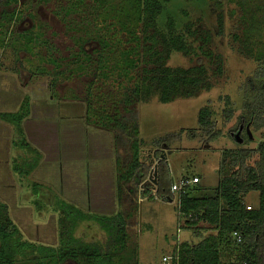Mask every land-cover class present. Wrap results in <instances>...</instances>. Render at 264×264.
<instances>
[{"label":"rangeland","instance_id":"rangeland-1","mask_svg":"<svg viewBox=\"0 0 264 264\" xmlns=\"http://www.w3.org/2000/svg\"><path fill=\"white\" fill-rule=\"evenodd\" d=\"M169 16L194 49L190 55L174 51L169 65H206V81L212 87L169 103L160 102L157 96L137 102L143 46L138 0H5L0 5V112L17 111L23 101L30 102L31 114L23 125L30 143L42 153L30 175L17 173L18 165L33 154L13 146V127L0 120V223L7 216L6 203L27 239L57 244L54 196L58 195L95 215L124 208L130 214L129 249L137 250L140 264H162V257L170 256L175 243L190 238L191 230L180 223L178 194L173 202L156 198L141 202L138 197L136 216L134 181L121 178L117 184V188L121 185L120 207L115 176L117 169L118 176L128 170L131 146L121 136L123 141L114 148L111 131L89 125L85 103L93 121L125 118L136 108L138 136L143 140L140 158L149 170L157 164V149L159 154L172 150L169 164L179 170L174 177L200 175L196 186L201 193L213 195L223 152L239 145L235 135L243 87L264 65V0H172L158 18L161 28L166 29ZM187 24L197 35L189 33ZM204 31L211 35L209 44L201 38L207 34ZM201 47L222 55V74ZM208 103L214 112V128L223 136L215 141L206 136L188 137L190 129L198 128L199 110ZM227 107L234 109L229 122L224 119ZM250 132L252 138L245 146L255 148L264 141V129L254 131L251 126ZM172 135L176 140L167 152L160 146L156 149L158 139ZM34 182L43 186L41 192L33 193ZM255 195L251 192L246 197L253 208L258 205ZM75 234L102 245L109 238V230L93 221L78 223ZM15 260L16 264H37L32 253L17 255ZM47 264L59 263L52 259Z\"/></svg>","mask_w":264,"mask_h":264},{"label":"trees","instance_id":"trees-1","mask_svg":"<svg viewBox=\"0 0 264 264\" xmlns=\"http://www.w3.org/2000/svg\"><path fill=\"white\" fill-rule=\"evenodd\" d=\"M5 0H0V5ZM139 1V29L141 75L139 79V94L137 102H148L157 96L162 103L173 102L179 98L197 96L202 90L212 86L208 83V68L199 63L191 67H172L169 65L171 54L179 51L185 55L194 52L193 46L188 43L186 35L176 31V21L169 16L165 28H161L158 18L172 0H138ZM219 29L223 30L222 15L218 17ZM189 33L197 35V31L187 24ZM201 36L204 43L209 44L211 35L204 31ZM142 41V42H141ZM202 53L217 63L216 72L222 74V55L201 47ZM264 64V60H263ZM86 102L85 100H83ZM23 101L17 111L0 112V120L12 125L14 130L13 146L21 150H28L32 157L25 158L23 165H18L21 176L30 175L42 158V153L28 140L24 128V121L31 114V103ZM230 98L227 97V104ZM85 119L90 125L107 129L114 134L115 148L126 137L133 153L132 162L120 179L133 180L135 188L134 214L137 216L139 185L146 179L149 166L140 158L142 143L138 136L139 115L135 113L112 121H93L87 111ZM213 110L210 103L199 110L198 128L190 129L188 137L196 139L206 136L209 141H215L223 136L220 129L214 128ZM108 116V115H105ZM234 117V109L224 110V119L229 122ZM240 125L251 124L254 131L264 129V65L249 76L243 87L242 113L239 116ZM239 125V128H240ZM238 128V129H239ZM244 143L238 147L228 148L223 152V159L219 163L220 180L213 195L201 193L198 183L186 188L179 196L178 210L181 226L202 238L193 243L183 241L172 251V264H264V141L257 147H246L251 140L248 133L244 136ZM176 140V135L163 137L155 143L156 149L168 147ZM255 157L254 163H249ZM157 186L156 195L159 199L169 202L174 200L171 192L173 182L170 166L156 151ZM19 164V163H18ZM153 168V167H152ZM150 168V170L152 169ZM185 177H190L185 175ZM194 177V176H193ZM200 178V177H199ZM43 186L34 182L33 193L41 192ZM146 193L151 192V186L146 185ZM121 188V185L119 186ZM46 190V188L44 189ZM49 190V189H47ZM251 192L258 193V205L248 209L246 197ZM153 196V195H151ZM150 196V197H151ZM56 212L58 213V242L44 244L27 239L23 231L11 216L9 206L3 203L7 216L0 223V264H16L15 256L32 253L37 264H47L55 259L59 264L70 260L75 264H140L137 250L129 249L130 232L128 220L130 214L121 210L113 215H95L77 205L54 196ZM139 200V199H138ZM39 202L40 198H39ZM128 215V216H127ZM93 221L109 230L106 245L97 240H85L77 237L76 226L81 222ZM212 230L213 233L204 236L202 230ZM129 232V233H128ZM234 232L242 236L238 242ZM235 260L232 261L231 257ZM229 257V258H228Z\"/></svg>","mask_w":264,"mask_h":264},{"label":"crops","instance_id":"crops-1","mask_svg":"<svg viewBox=\"0 0 264 264\" xmlns=\"http://www.w3.org/2000/svg\"><path fill=\"white\" fill-rule=\"evenodd\" d=\"M90 125V124H89ZM92 126H94V125H92ZM139 126H140V118H139ZM99 128V127H98ZM140 128V127H139ZM100 129H103V128H100ZM104 130H107V129H104ZM110 131V130H109ZM112 132V131H111ZM113 133V132H112ZM192 146H190V148H191ZM115 148V147H114ZM189 148V147H188ZM179 150H181V152L183 151L181 148H179ZM171 153H169V154H167V156H166V161H167V163L169 164V155H170ZM162 158H164V157H162ZM169 166H170V172H171V177H172V180L173 181H175L176 179H178V178H176V177H174L175 175H177V177H178V175H179V170H177V168L175 169V168H173L170 164H169ZM154 167H157V165H154L153 166V168ZM117 169V168H116ZM152 170V169H151ZM151 170H149V172H148V175H149V173H150V171ZM155 175V174H154ZM185 174H181L180 175V177H182V176H184ZM115 176V175H114ZM196 176H198V175H196ZM179 177V178H180ZM199 177H200V175H199ZM200 181V180H199ZM115 182H116V185H115V190H116V192H115V194H116V201H118L119 203H120V201H119V195H120V188L118 187L117 188V184H118V169H117V172H116V176H115ZM154 182H155V184H156V186H157V175L155 176V180H154ZM140 188V187H139ZM118 189V190H117ZM139 194H138V197L139 198H141V202H145V201H147V200H149L150 198H156V199H159L158 197H157V195H156V191L154 190V191H152V189H151V192H149V193H146V190L145 191H140L139 190V192H138ZM254 193H256V195L255 196H257V199H258V193L257 192H254ZM151 195H153V196H151ZM151 196V197H150ZM159 200H161V199H159ZM140 201H138V203L140 202ZM170 202V201H169ZM171 202H173V201H171ZM72 203V202H71ZM117 203V202H116ZM74 204V203H73ZM75 205H77L79 208H81V209H83L82 208V206L80 207L77 203L75 204ZM116 206L117 207H119V205L118 204H116ZM120 207H123L122 205H121V203H120ZM84 210V209H83ZM119 210H121L120 208H118V210L117 211H119ZM124 210V208L122 209V211ZM117 211L116 212H114L113 214H115V213H117ZM87 212H90V211H87ZM113 214H106V215H113ZM202 232V234L204 235V236H207V235H209V234H211V233H213L214 231H212V230H202L201 231ZM208 232V233H207ZM191 236H190V238H188V239H186V240H184V241H189V242H193V243H197V242H199L202 238H200V237H197V236H195L194 234H193V232L191 231ZM183 242V240L182 241H180V242H177V243H175L176 245H175V247H178V245L180 244V243H182ZM174 247V248H175ZM173 248V249H174ZM173 249H172V251H173ZM172 251H171V253H170V255H172L173 256V254H172ZM163 264V263H162Z\"/></svg>","mask_w":264,"mask_h":264},{"label":"built area","instance_id":"built-area-1","mask_svg":"<svg viewBox=\"0 0 264 264\" xmlns=\"http://www.w3.org/2000/svg\"><path fill=\"white\" fill-rule=\"evenodd\" d=\"M152 170H153V168H152ZM154 180H155L154 172L150 171L148 178H146L144 180V182L140 185L139 190L141 192L145 191L147 189L146 185H150L152 191H154V190L156 191V188H155L156 184H155ZM199 180H200L199 176H194V177L182 176V177H180L177 180L172 182L171 192L174 194V197H175V195L178 194V202H179V196L185 192L186 188L190 187L191 185H193L195 183H198ZM247 208L250 209L251 207L248 205ZM233 235L237 239L238 242L242 241V236L238 232H234ZM172 259H173L172 255H170V256L164 255L162 257V262H163V264H172ZM175 264H178V260H176ZM244 264H246V263H244Z\"/></svg>","mask_w":264,"mask_h":264},{"label":"flooded vegetation","instance_id":"flooded-vegetation-1","mask_svg":"<svg viewBox=\"0 0 264 264\" xmlns=\"http://www.w3.org/2000/svg\"><path fill=\"white\" fill-rule=\"evenodd\" d=\"M244 127H246L245 128L246 133H248V128L250 130L251 124H248L246 126L241 125L240 128L238 129V132L240 131V134L239 135L236 134L235 138H236V140H237V142L239 144H242L245 141L244 136H242L243 131H244ZM248 135H249V133H248ZM249 137L252 138V136H250V135H249ZM167 149H168V147H164V149L162 148L161 150H162V152H164V151L167 152L168 151ZM160 155H161V157H164L166 159L167 153L166 154L165 153H161Z\"/></svg>","mask_w":264,"mask_h":264},{"label":"water","instance_id":"water-1","mask_svg":"<svg viewBox=\"0 0 264 264\" xmlns=\"http://www.w3.org/2000/svg\"><path fill=\"white\" fill-rule=\"evenodd\" d=\"M248 133H249L250 136H252V134H251L249 128H248ZM239 134H240V131L237 133V135H239ZM171 152H172V150H169V151H168V154L171 153ZM152 171L154 172V174H155V176H156V175H157V167H154L153 170H151V172H152ZM169 201L171 202V201H173V200L170 199Z\"/></svg>","mask_w":264,"mask_h":264}]
</instances>
